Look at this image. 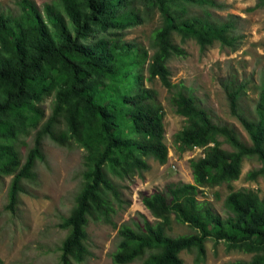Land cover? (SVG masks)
<instances>
[{
  "label": "trees",
  "instance_id": "trees-1",
  "mask_svg": "<svg viewBox=\"0 0 264 264\" xmlns=\"http://www.w3.org/2000/svg\"><path fill=\"white\" fill-rule=\"evenodd\" d=\"M122 2L128 8L126 0H57L40 10L33 0H21L19 13L0 12V140L10 143L0 145V174L12 177L6 209H16L24 183L36 177L37 162L45 161L46 139L67 148L79 146L85 171L75 206L61 225L68 233L60 260L84 262L90 255L88 219L110 222L112 201L124 204L111 178L130 181L149 169L148 159L167 162L163 107L156 92L142 86L143 80H159L171 93L175 113L185 118L174 144L180 152L202 148L203 156L190 160L193 183L142 195L153 220L138 213L124 222L111 261L184 264L180 253L195 251L200 263L206 241L215 238L228 251L252 255L236 264H264V200L252 190H232L225 200L229 215L222 217L198 198L203 188L238 180L246 158L260 163L247 178L264 177V70L254 117L240 106L245 83L227 77L222 84L230 114L249 138L245 143L229 124L214 122L183 83H172L167 66L172 57L185 55L174 35L182 42L194 40L201 53L215 43L236 50L244 38L241 18L214 16L211 10L227 8L219 0H140L142 10L134 5L120 12ZM261 8L264 0H257L250 10ZM157 13L160 25L152 33L150 50L124 41L120 32ZM49 96L53 102L46 117L37 105ZM28 128L34 135L23 155L13 139L16 133L27 135ZM218 137L232 151L223 149ZM172 217L193 233L169 234Z\"/></svg>",
  "mask_w": 264,
  "mask_h": 264
},
{
  "label": "rangeland",
  "instance_id": "rangeland-1",
  "mask_svg": "<svg viewBox=\"0 0 264 264\" xmlns=\"http://www.w3.org/2000/svg\"><path fill=\"white\" fill-rule=\"evenodd\" d=\"M20 1L0 0V12L19 13ZM33 1L40 10H43L45 4L55 3L57 0ZM126 1L128 8H125L122 2L118 6L120 12L129 10L134 5L143 9L140 0ZM219 1L225 3L227 8L211 10L214 16L225 18L228 15H235L242 20L240 30L244 38L239 47L231 50L215 43L201 53L194 40L182 42L179 36L174 35V43L185 51V55L172 57L167 66L172 83H183L199 104L209 112L214 122L229 124L242 141L250 143L242 125L230 114L222 84L227 77H236L245 83L240 106L248 117H254L259 97L258 84L264 70V8L250 10L256 5L257 0ZM159 25L160 18L157 13L145 22L130 26L125 32L120 33L124 41L141 44L150 50L152 33ZM142 86L154 90L157 100L163 107L164 142L168 148L167 162L159 165L155 160L148 159L149 169L142 175H135L130 181L111 178L119 186L124 204L119 206L112 201L114 212L110 215V222L88 219L85 232L90 255L82 263L72 261L70 264H113L110 255L116 249L119 227L138 213L153 220L142 205V195L163 191L170 184L193 183L190 160L202 157L203 149L193 147L185 152L178 150L174 139L184 127L185 118L175 113L170 102L171 93L159 80L153 82L143 80ZM52 102V96H49L37 105L44 110L46 117L51 112ZM28 130L27 135L16 133L13 139V145L22 149L23 155L24 148L31 145L34 135L32 128ZM217 142L223 149L232 151L223 138L218 137ZM6 143L10 144L0 140V145ZM43 152L45 161L37 162L34 169L36 177L24 183L25 193L19 196L18 206L13 212L6 209L12 177L0 174V264H62L60 248L68 232L61 225L74 208L76 197L81 190L85 171L84 151L76 144L72 148H67L46 139L43 142ZM259 167L260 163L256 158L244 159L238 180L203 188L198 198L209 202L213 211L222 217L229 215L225 200L232 190H252L264 200V177L253 181L247 178L250 171ZM172 220V231L169 232L172 236L193 233L187 225L178 224L174 217ZM205 248L206 256L200 263L196 261L195 251H183L180 257L184 264H236L239 261H250L252 258V255L238 250L228 251L223 240L215 238H209ZM131 264H140V261Z\"/></svg>",
  "mask_w": 264,
  "mask_h": 264
}]
</instances>
